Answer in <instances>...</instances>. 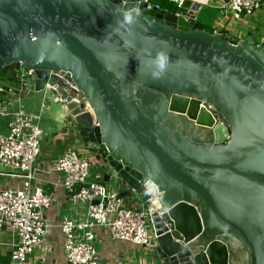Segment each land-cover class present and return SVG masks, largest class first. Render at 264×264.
Returning a JSON list of instances; mask_svg holds the SVG:
<instances>
[{"label": "water", "instance_id": "water-1", "mask_svg": "<svg viewBox=\"0 0 264 264\" xmlns=\"http://www.w3.org/2000/svg\"><path fill=\"white\" fill-rule=\"evenodd\" d=\"M200 6L0 0V71L32 69L30 91L50 70L80 88L103 162L157 197L164 264H264V44L195 23Z\"/></svg>", "mask_w": 264, "mask_h": 264}, {"label": "built area", "instance_id": "built-area-1", "mask_svg": "<svg viewBox=\"0 0 264 264\" xmlns=\"http://www.w3.org/2000/svg\"><path fill=\"white\" fill-rule=\"evenodd\" d=\"M169 1L179 6L183 0ZM262 1L227 0L223 9L224 20H241L254 14L262 6ZM153 7L160 9L158 4L153 3ZM25 72L17 75L22 82L27 75L32 76V69H25ZM44 87L51 91L57 102H78L76 97L80 88L71 78H64L59 71H49ZM1 91H4L2 86ZM86 103L88 104L87 101ZM208 107L211 109V106ZM4 115L8 117V121L5 131H0V164L6 168L7 175L22 179V183L18 188H0V227L11 228L16 236L8 264H25L34 248L48 234L49 224L44 211L51 205L52 197L34 182L37 170L34 164L40 153L42 138V129L37 121L39 115H30L18 108L5 111ZM95 123L94 120L93 125ZM89 166L86 158L69 149L54 167L63 175L61 186L67 194L75 202L85 205L83 217L72 218L66 215L60 223L67 264H93L96 261V226L106 227L113 239L146 248L150 241V216L158 207L155 196L145 200L140 208L125 206L119 193L107 187L99 180V176L89 179Z\"/></svg>", "mask_w": 264, "mask_h": 264}, {"label": "crops", "instance_id": "crops-1", "mask_svg": "<svg viewBox=\"0 0 264 264\" xmlns=\"http://www.w3.org/2000/svg\"><path fill=\"white\" fill-rule=\"evenodd\" d=\"M192 1L201 4L195 16V19L193 20L195 23H200L204 26L210 27L218 33H226V35H235L239 39H246L248 37H252L255 39L256 42L264 44V0L262 1V6L260 7V9L252 15V18L250 20H248L247 18L242 20V24H244L246 26L245 28L248 30L247 34H245L244 29L237 30L234 25L230 24L227 27L224 24L225 20L223 17V9L227 0ZM153 3L155 2H150L152 6ZM162 8L166 10L165 7ZM27 76L26 81L24 80L20 83V85H13L12 87L8 85V92H10L11 95L16 94L14 87L17 86H24L26 87V90L29 91V89H27V86L33 83V77ZM45 90L49 89L43 87L41 91L45 92ZM2 103L8 105L6 101H3ZM61 104H63V108L65 109V113L63 115H60L61 120L63 122V126H60L58 124L57 126H53L52 122H61L56 121L57 117L48 118L50 119V121L44 120L45 117L42 113L45 111V109H48V105L45 103H41L39 110L35 113L26 112L30 115H39V119L37 121L42 129L40 153L34 164L35 168L37 169L35 173L34 182L42 186L44 190L51 195L52 202L51 205L44 211V216L49 224L48 234L45 237L44 241L39 246L34 248L33 253L29 255L25 264H67L63 250L64 237L60 230V223L62 221V218L66 215L72 218H81L85 214V205L75 202L70 197V195L67 194L64 188L61 186V180L63 175L60 171H57L54 168L58 160L67 150L70 149L77 151L73 143H77L78 139H76V136L77 134H79V131L77 129L78 125L77 123L73 122L72 119L71 122L70 119L68 121L69 126L65 124L66 120L70 118V108L67 105H70V103ZM8 110L10 109H7L6 106V111ZM3 117L7 116L3 115ZM41 120L43 127L40 124ZM190 127L192 126L190 125ZM74 128H76V131L74 130ZM5 129L6 126L1 127L0 131H5ZM87 146L93 147V144H87ZM93 154L96 159L100 162V165L103 167V174L108 175L109 179H112V181L115 182L116 185V176L107 166V164L103 162V158L99 157L97 152L95 151H93ZM7 173L8 172L6 168H4L0 164V188L20 187L22 179L18 177L9 176L7 175ZM102 177L104 180H107L104 176ZM15 178L19 179V182L17 181L18 184L13 186V183L11 184V179ZM109 188L115 189V186L111 185ZM124 188V186H119L118 190H124ZM129 196L132 200H129V202L127 203L123 201V204L125 206L130 207L129 203L131 202L136 206V202L140 204L137 208H140L145 202V200L138 193L134 192ZM94 234V245L97 250V259L93 264H135L136 262V264H164V261L160 256L159 249L157 248V246L155 247L157 248V251H154L152 248L146 251V248L142 246H138L124 240L113 239L110 236L109 230L103 226H96L94 228ZM15 241L16 236L14 231L7 226H1L0 264L9 263V254ZM142 251H144L145 254ZM149 253H152L155 259L154 262L152 261V259H148V257H142L148 256ZM143 259L145 263H141Z\"/></svg>", "mask_w": 264, "mask_h": 264}, {"label": "rangeland", "instance_id": "rangeland-1", "mask_svg": "<svg viewBox=\"0 0 264 264\" xmlns=\"http://www.w3.org/2000/svg\"><path fill=\"white\" fill-rule=\"evenodd\" d=\"M259 10V9H258ZM257 10V11H258ZM253 15V14H252ZM252 15L250 16H246L244 18H242L241 20H235V21H228L225 19V25L228 27V25H234L235 28L238 30H242L244 29L245 34H247V29L245 28L246 26L244 24H242V20L244 19H248L250 20L252 18ZM233 26V27H234ZM20 72L26 73L24 69H21ZM28 80V79H27ZM26 81V78H25ZM19 85L22 82V80L19 78L18 79ZM11 87L13 85H10ZM28 85L27 89H29ZM15 88V92L16 94L11 95L10 92L5 91V92H0V100L6 101L8 103L7 109H13V108H18L21 109L23 112H30V113H35L39 110L41 103H45L48 105V109H45V111L42 113L44 115V120L46 121H50V119L48 118H52V117H57L56 121H61V122H52L53 126H63V122L61 120V116L65 113V109L63 108V104L55 102L52 95H51V91L50 90H45V92L43 91H27L26 87L24 86H17L14 87ZM21 89V90H20ZM50 91V92H49ZM83 103L84 106L81 108L80 104ZM68 107L70 108V114L67 120H66V125L69 126V119L71 122V119L73 120V122L77 123V125H87L90 124L91 127L94 124V116H93V111L90 108V106L88 107V104L86 103L85 100H81L78 102H71L70 105L67 104ZM42 115V116H43ZM7 117H0V128L1 127H5L7 124ZM41 126L43 127L42 124V120L40 122ZM79 131V128H77ZM74 130L76 131V128H74ZM76 139H78L77 143H73L75 148L77 149L78 153L86 158L89 161V179H96L97 176H99V180H101L107 187H110L111 185L115 186V190L119 189L120 187H125L124 190L121 189L118 193L122 198V201H125L126 203L129 202V200L131 201V197L129 195H131L132 193H134V191H132L130 189V187L126 186L123 181H121L120 179L116 178L117 183L115 185V182L112 181V179H109L108 175H104L103 172V167L100 165V162L96 159V157L93 154V151L91 150V147H88V145H92V142H85L81 136V133L79 131V134H77ZM105 177L104 180L103 177ZM109 179V180H108ZM11 184L13 186L17 185L19 182V179H11ZM18 181V182H17ZM22 182V181H21ZM136 193V192H135ZM136 206L131 202L129 203L130 207L132 208H137L139 207V203H136ZM148 233H149V243L146 246V251H148L150 248H152L154 251H157V248H155L156 245V239L154 238V231L152 228V224H149V228H148ZM142 248V247H141ZM144 253V251H142ZM145 254V253H144ZM143 258H147L148 259H152V261L154 262L155 259L152 255V253H149L148 256H142ZM137 263V262H136ZM135 263V264H136ZM141 263H145L144 259L142 260Z\"/></svg>", "mask_w": 264, "mask_h": 264}, {"label": "trees", "instance_id": "trees-1", "mask_svg": "<svg viewBox=\"0 0 264 264\" xmlns=\"http://www.w3.org/2000/svg\"><path fill=\"white\" fill-rule=\"evenodd\" d=\"M152 1L155 2L154 4H158L159 8L161 7L160 9H163L162 7H165L166 10L165 9L163 10L169 13H175L177 9V5H175L174 3H171L169 0H151V2ZM22 67H24V69H28L24 65L20 66V63H13V64L7 65L4 68H2L0 71V86L19 85V82H18L19 78L17 77V75L20 73V68ZM1 92H5V91H1ZM0 102H2V100H0ZM78 128L82 135L83 140L85 142L93 143V147H91V150L97 152L99 157L104 158L100 150L96 147L95 139H94V136L91 130V125L90 124H87V125L78 124Z\"/></svg>", "mask_w": 264, "mask_h": 264}, {"label": "bare ground", "instance_id": "bare-ground-1", "mask_svg": "<svg viewBox=\"0 0 264 264\" xmlns=\"http://www.w3.org/2000/svg\"><path fill=\"white\" fill-rule=\"evenodd\" d=\"M89 104V103H88ZM90 106V108L92 109V107H91V105H89ZM92 111H93V109H92Z\"/></svg>", "mask_w": 264, "mask_h": 264}, {"label": "flooded vegetation", "instance_id": "flooded-vegetation-1", "mask_svg": "<svg viewBox=\"0 0 264 264\" xmlns=\"http://www.w3.org/2000/svg\"><path fill=\"white\" fill-rule=\"evenodd\" d=\"M163 93H164V94H166V92H165V91H163Z\"/></svg>", "mask_w": 264, "mask_h": 264}]
</instances>
